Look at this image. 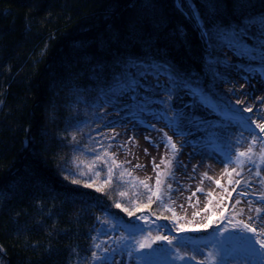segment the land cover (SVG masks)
Here are the masks:
<instances>
[{
  "label": "trees",
  "instance_id": "16d2710c",
  "mask_svg": "<svg viewBox=\"0 0 264 264\" xmlns=\"http://www.w3.org/2000/svg\"><path fill=\"white\" fill-rule=\"evenodd\" d=\"M154 2L153 20L163 17L167 27L149 51L142 37L151 29L135 36L126 31L134 16L142 20L138 7L142 0H0V264H98L91 259L93 251L100 253L95 245L111 246L119 236L142 233L151 241L169 229L179 237L173 230L178 222L173 218V212L178 217L173 207L175 188L161 189L163 199L153 197L150 205V193L143 186L125 185L128 194L123 197L119 180L102 187L95 182L87 188L72 158L80 159L75 151L91 149L94 138L88 140V130L79 131L75 140L69 135L72 126L76 129L93 118L94 108L103 102L102 90L118 89L114 74L132 57L151 59L159 55L156 48H166L181 68L205 80L208 66L193 23L177 10L174 0ZM194 2L200 6V0ZM242 2L243 12L224 11L210 23L235 28L242 25L243 16L264 13V0ZM177 26L186 30V44L171 35ZM258 43L254 37L249 40L251 46ZM250 62L264 79V64L259 59ZM213 96L212 105L231 111L214 91ZM216 152L225 161L235 153L219 147ZM235 166L230 163L229 171ZM125 207L144 210L130 217ZM143 215L148 216L147 223L139 219ZM213 221L210 228L186 233L191 241L176 238L174 244L215 248L220 241L224 251L212 264L245 258L235 231L221 240L227 224L216 216ZM174 244L155 240L151 249L140 250L147 259L136 260L139 264L185 263L186 259L168 257ZM107 255L112 259L103 264L114 259L113 253Z\"/></svg>",
  "mask_w": 264,
  "mask_h": 264
},
{
  "label": "snow or ice",
  "instance_id": "6c2138e0",
  "mask_svg": "<svg viewBox=\"0 0 264 264\" xmlns=\"http://www.w3.org/2000/svg\"><path fill=\"white\" fill-rule=\"evenodd\" d=\"M174 4L185 19L193 23L194 30L197 31L198 37L202 42L204 48V56L202 59L208 66V74L205 76V80L202 81L200 75L194 74L191 71H185L181 68L176 61L168 56L166 48H156L155 51L159 55H153L151 59L132 57L121 66L122 71L114 74L113 77L119 86L118 89L114 90L109 88L106 91H101L103 102L117 107L120 112L124 113L126 118L135 121L133 124L134 128L137 125H145L147 129L161 132L160 142L164 144L166 149H169L170 146V150L175 154L171 160L162 157L159 164L155 163V158H153V170L156 172L154 187L143 180L139 181L140 185L150 193L147 197L149 205L155 202L153 201V197L156 198V201H160L165 195L161 190L163 185L161 176L164 173L171 175V169L176 165L183 167L178 160L179 150L177 145L172 141V137L168 136L167 133H163L162 129H155V125L149 122V114H151L150 119L152 120H158L162 116L171 124H176L178 118L184 127L181 128L177 125L176 131L183 135H192L208 123V120L198 114L197 109L212 112L213 90L221 84L232 83L220 71L221 68L233 66L229 59V52L250 61L259 59L264 64V13L252 17L245 15L242 18V25H237L233 28L230 25L227 27L212 25L210 22L222 15L224 11L231 10L234 15L237 10L243 12L246 4L242 0H200V6H197L194 0H174ZM133 7L135 8L136 5H133ZM138 7L143 13V18L141 20L139 16H134L133 20L126 26V31L129 35L135 36L138 31L143 32L146 28L151 29L142 38L145 39V46L149 51H152L155 42L161 38L160 33L167 27L166 20L163 17L159 20H153V14L156 10L154 0H142V3ZM201 8L204 9L203 13L201 12ZM171 35H174L181 43L186 44L187 32L183 26H177ZM252 37L259 42L255 46L249 44V40ZM116 38L119 39V35ZM253 47H255V51L252 50ZM234 67L239 69L244 67V65L238 64ZM245 71L249 73L253 71L251 63L248 64ZM162 77L163 79H161ZM242 78L246 82L249 79L248 76H243ZM243 87L241 85V89ZM227 91L235 94L238 90L229 88ZM241 94L247 95L246 92H242ZM185 96L190 98V103L184 102ZM153 97L158 99L161 105L168 104L169 108L154 110L152 108V104L155 103ZM256 99L264 101V98ZM235 103L242 105L244 101L237 99ZM261 110L264 111V107ZM169 111H173L174 116H169ZM240 111L252 113L254 106L242 107ZM242 119L247 121L248 124L254 125V128L259 130L260 135H257L253 128H249L251 135L247 147L242 151H236L234 158L230 156L227 161H221L225 164L224 171L229 177L227 183L229 185H236L231 191H228L227 188L224 189L227 193V198L231 200L233 193H236L240 199L231 203V209L229 205H223L224 210L218 216L216 212H212L204 224L188 227L186 224L177 222L175 230L184 233L197 232L210 228L214 223L213 217L216 216L218 221L226 222L227 224V226L223 227V232H229V228L239 230L238 233H235L237 234L235 241L240 242V251L242 254L255 257L256 264H264V226H261L264 225V207L258 206L264 205V146L260 147L259 151L255 149L257 143L264 145V122L258 123L250 117H244ZM261 119L264 120V118ZM184 128L187 129L186 132ZM118 135L119 133H115L109 139H115ZM145 139L153 143L150 136H146ZM73 140H75V136H73ZM129 142H134V138L129 137ZM188 142L191 143V141ZM123 146L121 145V147ZM154 146L159 147V144H154ZM101 147L104 146L101 145ZM92 151L95 152L94 149ZM145 153L147 154V149H145ZM230 163H234L236 166L232 167L229 171L228 165ZM97 165L106 166L105 174L107 179L104 181L106 184L113 181L115 176L114 170L122 167L115 160L114 154L109 152L107 147H104V151L95 154L88 164V172H81L80 175H88L89 172H94L95 176H100L101 172L96 170ZM161 165H165L163 170H161ZM245 173H248V175L246 176ZM233 174L239 178L233 179ZM128 175H131V173H128ZM124 176L125 172H120L119 178L123 179ZM205 176L207 177V173H205ZM207 179L211 180L212 178L207 177ZM71 183L79 184L80 181L72 180ZM215 183L217 186H222L221 180H216ZM254 184L261 185V190H254ZM84 186L92 188L94 184L86 183ZM167 188L171 189L172 185L168 184ZM96 190L100 191L101 189L97 188ZM198 191H203V189H198ZM119 195L121 197L126 196L127 192L121 191ZM207 195L211 196V193ZM249 196L255 197V200H246L245 198ZM244 203L247 204V208L240 207L237 211L236 206ZM210 205L211 201L209 200L204 211H209ZM115 207L119 209L121 208V204L117 202ZM164 207L172 211L168 204H164ZM217 207H220V205L218 204ZM143 210V208L137 207H133L132 210L127 207L123 208V211L130 217ZM245 211L250 213L247 220L236 219L237 216H243ZM226 213L228 214L226 215ZM199 214V212H194L193 216H198ZM163 218L169 219V217ZM173 218L177 221L179 219L175 217V212H173ZM139 219L146 223L149 220L146 215L140 216ZM120 239L122 240L124 238ZM132 239L135 241L134 237ZM155 240L166 241L169 246H172L176 237L158 235ZM155 240L149 241L148 237H142L139 241H135V244L124 245V247L127 250V255L132 257L134 252H139L141 249H151ZM136 244H138V247L135 246ZM117 246L101 248L99 244L95 245L96 248H100V253L93 251L91 253L92 261L98 262V264H103L104 261H111L112 258L107 254L110 252L115 253ZM168 249L169 258L176 260H184L186 258L193 261L196 260L195 255L189 256L187 252L181 254L180 248L178 247H170ZM233 250H236V248L233 247ZM136 259H147V256L142 255L136 257ZM215 259L216 256L209 253L198 264H206V261L212 264ZM245 261L248 264V261Z\"/></svg>",
  "mask_w": 264,
  "mask_h": 264
},
{
  "label": "rangeland",
  "instance_id": "374dc122",
  "mask_svg": "<svg viewBox=\"0 0 264 264\" xmlns=\"http://www.w3.org/2000/svg\"><path fill=\"white\" fill-rule=\"evenodd\" d=\"M229 59L232 62L231 67L221 68L220 71L224 73L231 81L230 84H221L213 91L220 97L221 101L227 102L231 107V111L225 109L222 105L216 107L213 105L212 112L200 111L197 112L200 116L208 120V123L202 127L198 132H194L192 135L180 134L177 129V125L183 128L182 122L177 118L176 124H171L167 119L162 116L158 120L150 119L151 114H149V122L155 125V129L163 130V133H167L168 136L172 137V141L177 145L179 150L178 160L183 165H176L171 169L172 174L168 175L164 173L161 176L163 181L162 189H166L168 184L172 185L174 190V206L177 211L178 223L186 224L188 227H194L196 225H201L207 222V217L216 212L217 215L223 211V205H229L231 209V203L240 197L233 193L231 200L227 198V193L224 191L225 188L231 191L235 184L229 185L227 183L228 177L224 171L225 164L221 161H225L217 152L216 147L224 149L226 152H236L244 150L248 143L250 142V131L249 128H253L257 135H260L259 130L254 128V125L248 124L244 117H250L253 120L259 122H264L261 118H264V111L261 110L264 107V101L256 98H264V79L259 77V74L252 71L251 73L246 72L248 64L251 63L247 59H240L233 55L231 52L228 53ZM244 65V67L237 69L235 65ZM243 76H248L247 82L242 78ZM163 79V77L161 78ZM243 85V89H241ZM229 88H235L238 91L233 94L228 92ZM246 92L247 95L241 94ZM155 103L152 104L154 110L161 108H169L168 104L161 105L159 100L153 97ZM240 99L244 101V104L237 105L235 101ZM185 103H190L189 97H184ZM254 106V111L252 113L241 112L242 107ZM169 116H174L173 111L168 112ZM135 121L126 118L123 112L109 103H104L99 107H95L93 110V118L87 120L83 124L79 125L78 128L72 130L69 135L73 139V136H77L79 131H84L88 133V140H94L92 143L93 147L88 150H78L75 153H80V159L73 155V163L78 167V173L88 172V164L91 162L95 154L102 153L104 147L108 148V151L114 154V158L118 164H121V168L115 169V176L113 180H119L121 191L127 192L125 185L130 183L136 188L141 187L139 181L143 180L150 186H155L156 172L153 170V158H155V163L159 164L161 158L164 157L171 160L175 155L171 150L164 147V144L160 142L161 132L147 129L145 125H137L135 128L133 124ZM186 132L187 129L184 128ZM115 133H119L115 139H109ZM146 136L152 138L153 143H150L145 139ZM129 137L134 138V142H129ZM188 141H191L189 143ZM154 144H159V147L154 146ZM103 145L104 147H101ZM121 145H124L121 147ZM110 146V147H109ZM264 145L257 143L255 146L256 151H259L260 147ZM95 150L93 152L92 150ZM147 149V154L145 153ZM139 165V167H137ZM165 168V165H161V170ZM195 168V170H194ZM98 171L101 172L102 176H95L94 172H89L88 175H81L84 178V184L86 183H100L101 187L104 181L107 179L106 176V166L97 165ZM103 170V171H102ZM125 172L123 179L119 178L120 172ZM239 171V170H238ZM131 173V175H128ZM211 177L209 180L205 176ZM247 176L248 173H245ZM239 177H233L237 179ZM221 180L222 186H217L215 181ZM198 189H203V191H198ZM254 190H261V185L254 184ZM211 193V196L207 195ZM223 198V199H222ZM246 200H255V197L249 196L245 198ZM211 201L210 210L204 211L205 206ZM172 201L170 199V205ZM220 207H217V205ZM264 207V205H258ZM240 207L247 208V204H241L236 206L238 211ZM194 212H199L198 216H193ZM140 215V214H139ZM248 213L245 211L243 216H237L236 219L247 220ZM143 221V220H142ZM155 226H160L155 224ZM179 237L177 240L191 241L189 236L186 234L188 232H177ZM255 226V225H254ZM264 226V225H261ZM162 231V230H161ZM160 231V232H161ZM238 233V229L229 228V232ZM198 232V231H197ZM165 236H174V233L166 229L163 233ZM229 233L221 232L219 235L220 239L225 240L228 238ZM139 241L143 234L138 235H123L119 236L118 240L112 243L111 246H117V251L113 253L114 259L112 262L104 264H139L136 257H129L127 255V250L124 245L135 244V241ZM235 237V235H234ZM232 237V239L234 238ZM124 238V239H120ZM119 242V243H118ZM176 247L180 248V252L183 254L188 253L189 256L195 255L196 260L187 259L180 264H198L200 260L205 259L209 253L215 256L224 251V247L221 245L220 241L215 244V248L206 246L196 245L190 246L187 243L174 244ZM138 247V244L135 245ZM221 250H220V248ZM214 249V250H213ZM134 254H143L142 251L134 252ZM256 264L255 258H250L246 256L245 258L237 257L235 260H231L228 264ZM208 261H206L207 264ZM179 264V263H178ZM209 264V262H208ZM214 264V263H213Z\"/></svg>",
  "mask_w": 264,
  "mask_h": 264
}]
</instances>
